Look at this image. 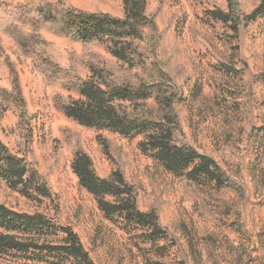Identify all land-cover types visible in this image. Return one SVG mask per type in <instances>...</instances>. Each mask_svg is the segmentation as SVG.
<instances>
[{"label": "rangeland", "instance_id": "rangeland-1", "mask_svg": "<svg viewBox=\"0 0 264 264\" xmlns=\"http://www.w3.org/2000/svg\"><path fill=\"white\" fill-rule=\"evenodd\" d=\"M22 4L27 0H0ZM261 0H240L249 14ZM87 13L123 17V0H66ZM227 9L226 0H148V14L161 32L160 57L183 95L178 106L183 132L178 142L214 158L238 185L215 192L166 172L143 156L138 140L79 126L54 106L52 87L36 57L26 58L12 39L1 36L0 86L13 89L7 57L17 69L28 115L0 100V140L36 166L51 200L30 201L0 180V204L40 213L70 227L95 264H264V19L238 37L205 12ZM45 52L73 76L88 78L91 67L116 79L137 73L102 46H84L42 33ZM92 159L102 178L120 169L136 191L142 212H156L167 240L136 247L132 236L103 218L71 169L76 150ZM160 248H164L160 251ZM0 264H22L0 258Z\"/></svg>", "mask_w": 264, "mask_h": 264}, {"label": "trees", "instance_id": "trees-1", "mask_svg": "<svg viewBox=\"0 0 264 264\" xmlns=\"http://www.w3.org/2000/svg\"><path fill=\"white\" fill-rule=\"evenodd\" d=\"M226 1V10L205 12L208 24H220L238 37L242 29L264 19V0L249 14L242 12L240 0ZM43 32L84 46H102L111 57L144 77L134 73L116 79L94 66L88 78L73 76L47 58L49 44ZM2 35L12 39L24 57L34 56L41 62L52 87L70 94L54 95V106L65 119L84 128L138 140L143 156L197 187L215 192L238 190L237 183L214 158L178 142L183 132L178 112L183 95L160 57L162 35L154 17L148 14V0H123L122 18L79 11L69 7L66 0H27L16 5L0 1V50ZM6 65L13 89L0 86L1 103L5 108L16 107L25 119L29 113L16 66L8 57ZM71 169L103 218L132 236L136 247H156L167 240L156 212L139 209L135 188L120 169H114L107 178L100 177L82 149L74 152ZM0 180L30 201L52 199L36 166L11 153L1 140ZM0 258L22 264H95L70 227L58 226L43 214L18 212L3 204Z\"/></svg>", "mask_w": 264, "mask_h": 264}]
</instances>
